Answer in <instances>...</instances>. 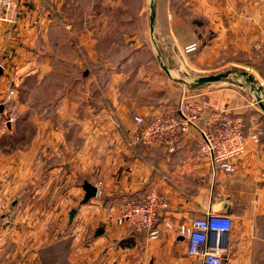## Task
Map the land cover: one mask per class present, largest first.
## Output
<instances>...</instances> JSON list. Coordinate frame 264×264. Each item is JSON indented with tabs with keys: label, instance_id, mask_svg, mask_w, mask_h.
Segmentation results:
<instances>
[{
	"label": "crops",
	"instance_id": "1",
	"mask_svg": "<svg viewBox=\"0 0 264 264\" xmlns=\"http://www.w3.org/2000/svg\"><path fill=\"white\" fill-rule=\"evenodd\" d=\"M15 1L16 22H0V104L17 89L11 105L18 115L17 123L5 124L0 106V198L7 204L0 216V264H44V253L62 250L65 264L191 263L186 241L175 233L162 229L160 238L151 240L146 232L119 225L123 201L149 191L167 197L163 215L176 224L210 211L228 214L233 228L227 264H264V239L258 237L264 234L259 128L264 115L245 120L246 151L233 161L231 173L216 169L209 157H197L195 131L173 153L163 145L132 144L136 117L149 121L186 98H216L230 108L226 79L214 87H191L177 74L245 69L242 63L252 57L255 43L264 41V0H177L175 15L171 0L162 12L157 0L154 32L148 2L147 32L133 30L124 39L161 36L176 44L179 54L155 56L162 73L151 59L147 67L144 52L123 56L102 50L103 42L116 40L121 26H135L131 18L119 19L120 10L130 9L123 0ZM106 9L112 13L102 18ZM181 9L190 17L181 18ZM192 44H198L196 51H179ZM55 79L49 88L53 97L43 91L47 97L36 104L22 99L31 80L36 90ZM22 116L31 119L32 132L22 130ZM255 134L259 143L251 140ZM86 182L98 194L82 204Z\"/></svg>",
	"mask_w": 264,
	"mask_h": 264
},
{
	"label": "built area",
	"instance_id": "2",
	"mask_svg": "<svg viewBox=\"0 0 264 264\" xmlns=\"http://www.w3.org/2000/svg\"><path fill=\"white\" fill-rule=\"evenodd\" d=\"M19 3L15 0H0V22L14 23L17 20ZM198 45H189L187 52L197 50ZM255 49L264 55V41L255 43ZM17 89H10L0 106L4 107V123L15 124L18 115L12 112V102ZM137 129L132 136L134 146L163 145L175 152L180 140L197 132L200 136L197 157H209L216 169L234 172L233 161L246 151L248 131L245 119L234 115L230 108L216 98H186L175 109L154 116L146 121L136 117ZM254 143L260 142L259 135L250 136ZM169 200L154 191L137 197L126 198L122 203L119 225H127L132 232H146L151 240L160 238L162 229L175 233L186 241L187 254L191 263L182 264H227L230 253V237L233 219L226 213L207 212L191 223L176 224L164 217ZM7 204L0 198V216Z\"/></svg>",
	"mask_w": 264,
	"mask_h": 264
},
{
	"label": "rangeland",
	"instance_id": "3",
	"mask_svg": "<svg viewBox=\"0 0 264 264\" xmlns=\"http://www.w3.org/2000/svg\"><path fill=\"white\" fill-rule=\"evenodd\" d=\"M127 2L125 5L126 7H129V11L127 10H120V15L119 19L121 22L126 21L127 19L131 18L135 22V26L133 28L131 27L130 29L128 27H120V34H116V40L112 42H103L102 45V50L108 51V50H113L115 52V55H123V56H128L130 53H134V51L137 50V55H141V53L144 52V59H147V67H149L148 62L154 63L153 65L158 67L162 73V68H160V64L157 62V59L155 56L158 54L165 53L167 55H172L171 52L175 54H179L177 45L174 44L173 42H168L164 41V39L160 36L156 38V41H151L148 39V36H143V40L141 41H133V42H125V36H130L133 34V30H135L138 33H144L147 32V22H148V11H147V3L150 2V0H123ZM172 3H174V15L177 14V0H171ZM167 0H158L159 3V10L162 12L164 8L163 3H166ZM146 8V13H144V9ZM176 9V10H175ZM101 17L104 18L108 17V14L111 15L112 12L106 10L101 11ZM128 13L130 14V17H128ZM124 14V15H123ZM181 18H188L190 17L191 12H188L187 10L181 9L180 13H178ZM111 18V17H110ZM108 18V19H110ZM161 25V24H160ZM161 27V26H160ZM111 28L110 31H117V27H109ZM130 30V31H129ZM174 30V34H175ZM130 34V35H129ZM140 37V36H139ZM146 38V39H145ZM198 45V44H197ZM180 48L179 51L185 53H191L187 52L186 48ZM198 49V48H197ZM196 51V50H195ZM254 54V55H253ZM108 59V58H106ZM111 59V58H109ZM182 60L181 58H179ZM246 60V59H245ZM116 61V57H115ZM245 66L244 68H241L240 66L237 67H229L226 66L223 69L219 71H223L220 73H210L206 76L210 75H216V74H221V73H227L229 70H231L230 73V78L225 80L224 86L226 91L225 93L230 95L229 98H227V103L229 107L235 112L240 115H242L246 122L248 123V119H251L252 117L256 115H264V111L260 107L259 101H258V95H260L264 99V55L261 53L259 50L253 48V53L252 57H250L246 62L242 63ZM170 65H174V62L170 63ZM242 66V65H241ZM218 68V67H217ZM214 67V69H217ZM246 68H249L250 71H247ZM190 75L187 74H177L180 78L186 79L188 81H193L194 79L198 78L201 76V74L198 73H189ZM176 75V74H174ZM250 78H253L254 80H250ZM55 79L54 82L50 81L49 83H46L45 85H42L44 89H36L34 90L33 88V80H31L30 83V88L28 87L27 92L25 95H21L22 99L27 100L30 104H36L37 100L39 98H44L47 96L53 97V93H55L53 90L49 91V88L52 86H55L56 83ZM219 83V82H217ZM217 83H211L210 86L214 87L219 84ZM221 83V82H220ZM35 86V85H34ZM43 91L47 92V96ZM229 99V100H228ZM27 115V113L25 114ZM25 120V121H24ZM28 117H25L23 119V116L21 118V125H22V130H28L32 132V123L31 119L28 121ZM259 128L262 130L264 135V121L259 122ZM259 238L264 239V234L258 235ZM50 252H46L43 254V263L44 264H65V253L64 250L62 252L56 254H50ZM54 258V259H53ZM56 258V259H55Z\"/></svg>",
	"mask_w": 264,
	"mask_h": 264
},
{
	"label": "water",
	"instance_id": "4",
	"mask_svg": "<svg viewBox=\"0 0 264 264\" xmlns=\"http://www.w3.org/2000/svg\"><path fill=\"white\" fill-rule=\"evenodd\" d=\"M151 3V16H150V21H151V30L154 32L155 31V27H156V3L157 0H150ZM164 29H159V32H164ZM165 71H167V73L170 75V71L164 66ZM3 75V68L0 65V76ZM230 76V73H221V74H216V75H210V76H200L196 79H194L193 81L187 82L186 80H182L183 83H185L188 86L191 87H201V86H205L211 83H216L219 81H222L224 79H228ZM250 80H254L253 78H250ZM259 99V104L260 107L262 108V110L264 111V99H261L262 97L260 95H258ZM2 110V108L0 109V111ZM86 195L84 197V200L82 202V204H86L87 202H89L92 198H95L98 194V188L89 184V183H84L83 186ZM77 213V210L74 209L71 212V220L74 219L75 215ZM227 213H231V209H228ZM99 232H102V229H100Z\"/></svg>",
	"mask_w": 264,
	"mask_h": 264
}]
</instances>
